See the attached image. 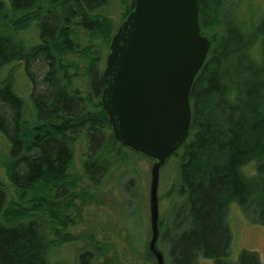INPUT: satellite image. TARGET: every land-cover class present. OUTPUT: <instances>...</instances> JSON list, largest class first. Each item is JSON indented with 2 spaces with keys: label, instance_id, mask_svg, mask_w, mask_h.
Wrapping results in <instances>:
<instances>
[{
  "label": "trees",
  "instance_id": "obj_1",
  "mask_svg": "<svg viewBox=\"0 0 264 264\" xmlns=\"http://www.w3.org/2000/svg\"><path fill=\"white\" fill-rule=\"evenodd\" d=\"M109 1L0 0V104L13 110L12 125L0 113V138L8 152L0 156V169L18 190L14 199L0 178V264H47L52 247L73 239L61 236L57 224L64 214L57 209L80 195L81 177L71 173L76 153L82 154V172L92 184L99 168L105 175L126 157L101 105L102 72L91 67L99 57L79 50L69 31L79 18L76 24L91 37L102 28L105 33L108 16L93 11ZM197 1L204 34L202 1ZM127 4L129 12L134 0ZM259 26L264 33V19ZM247 43L211 47L189 91V134L172 154L179 157L173 190L179 197L188 195L191 227L171 240L175 264H196V253L214 264H262L249 250L230 257L225 210L230 203L254 208L264 226V67L255 72L250 66L232 68ZM68 54L89 60L82 75L65 58ZM39 57L47 62L42 97L28 92V66ZM70 68L76 72L70 74ZM77 76L84 94L73 82ZM206 102L213 111H228L225 128L218 129L207 115ZM212 149L218 162L199 165L197 160ZM251 162L256 174L248 176L243 168Z\"/></svg>",
  "mask_w": 264,
  "mask_h": 264
},
{
  "label": "rangeland",
  "instance_id": "obj_2",
  "mask_svg": "<svg viewBox=\"0 0 264 264\" xmlns=\"http://www.w3.org/2000/svg\"><path fill=\"white\" fill-rule=\"evenodd\" d=\"M201 1L203 12L200 20L204 34L215 38L210 48L218 50L224 45L234 46L250 42L247 43V49L235 55L232 68L250 66L254 72L263 68L264 33L259 25L264 19V0ZM128 2L129 0H110L106 6L93 11L108 16L105 33L102 28L91 37L88 31L76 24L79 18H74L69 26L71 37L78 44V49L87 48L91 57H99L95 60L98 63L91 67L99 68L100 73L113 34L128 12ZM254 37L255 40L251 42ZM65 58L77 64V71L81 75L89 64V60H84L78 55L68 54ZM28 69V92L39 97L46 90L44 75L47 62L42 57L33 59ZM75 72V68L69 69L70 74ZM81 78L74 77L73 82L79 84ZM79 86L84 94L86 88L80 84ZM262 93L264 94V88ZM204 105L209 109L206 111L207 115L214 117L217 128H225L228 111H213L208 102ZM0 113L6 116L9 125L13 124V110L10 107L0 104ZM216 134L219 136L218 132ZM2 141L0 138V156L5 158L8 152ZM114 147L120 149L116 144ZM89 152L90 148L87 153ZM121 153L126 155L125 159L105 175L99 173V168L94 174L93 184L82 172V154L76 153L71 173L81 177L76 188L80 195L65 199L57 209L61 215L64 214L61 216L63 220L57 224L61 236L73 239L52 247L48 253L47 264H156V259L148 248L151 237L149 184L153 161L125 147L121 148ZM218 156L212 149L202 154L197 161L199 165L216 163ZM178 158L177 154L170 155L159 171V237L156 245L163 253L166 264H175L171 254V240L191 227L188 195L179 197L177 191L173 190L174 184L179 183ZM243 169L248 176L256 174L254 162L248 163ZM0 178L9 195L17 199L18 190L9 181L3 169H0ZM225 210L226 224L231 233L230 257L236 259L240 251L249 250L257 253L264 264V226L258 222L255 209L251 210L250 207V210H243L236 203H230ZM195 256L196 264H214L202 254L196 253Z\"/></svg>",
  "mask_w": 264,
  "mask_h": 264
},
{
  "label": "water",
  "instance_id": "obj_3",
  "mask_svg": "<svg viewBox=\"0 0 264 264\" xmlns=\"http://www.w3.org/2000/svg\"><path fill=\"white\" fill-rule=\"evenodd\" d=\"M211 38L202 34L197 0H134L111 39L101 103L114 138L151 159L149 251L166 264L159 237V171L189 134V91Z\"/></svg>",
  "mask_w": 264,
  "mask_h": 264
},
{
  "label": "flooded vegetation",
  "instance_id": "obj_4",
  "mask_svg": "<svg viewBox=\"0 0 264 264\" xmlns=\"http://www.w3.org/2000/svg\"><path fill=\"white\" fill-rule=\"evenodd\" d=\"M101 95H102V93H101ZM101 105H102V103H101Z\"/></svg>",
  "mask_w": 264,
  "mask_h": 264
}]
</instances>
